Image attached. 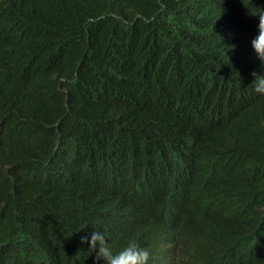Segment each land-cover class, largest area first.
Instances as JSON below:
<instances>
[{"label": "trees", "instance_id": "trees-1", "mask_svg": "<svg viewBox=\"0 0 264 264\" xmlns=\"http://www.w3.org/2000/svg\"><path fill=\"white\" fill-rule=\"evenodd\" d=\"M264 0H0V264H264Z\"/></svg>", "mask_w": 264, "mask_h": 264}, {"label": "clouds", "instance_id": "clouds-1", "mask_svg": "<svg viewBox=\"0 0 264 264\" xmlns=\"http://www.w3.org/2000/svg\"><path fill=\"white\" fill-rule=\"evenodd\" d=\"M259 16L257 26L258 34L252 40L258 58L264 62V11ZM253 91L260 96H264V75L253 72ZM81 244H88L89 255L96 254V260H103L104 264H148L149 252L141 247L135 240L130 241L126 247L119 252H114L105 233L93 231L90 239L88 235L81 236Z\"/></svg>", "mask_w": 264, "mask_h": 264}]
</instances>
